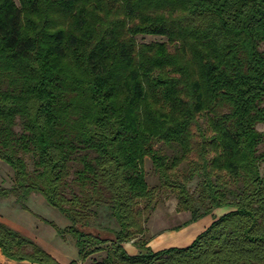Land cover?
I'll list each match as a JSON object with an SVG mask.
<instances>
[{
  "label": "trees",
  "instance_id": "1",
  "mask_svg": "<svg viewBox=\"0 0 264 264\" xmlns=\"http://www.w3.org/2000/svg\"><path fill=\"white\" fill-rule=\"evenodd\" d=\"M147 157L190 221L211 217L186 245L140 237ZM0 160V196L69 220L68 264H264V0H0ZM0 249L61 264L3 222Z\"/></svg>",
  "mask_w": 264,
  "mask_h": 264
},
{
  "label": "rangeland",
  "instance_id": "2",
  "mask_svg": "<svg viewBox=\"0 0 264 264\" xmlns=\"http://www.w3.org/2000/svg\"><path fill=\"white\" fill-rule=\"evenodd\" d=\"M152 41L167 42V38L161 35L151 34L137 36V42L139 43ZM170 48L172 49V47ZM259 127L262 128L263 126L260 125ZM27 158L31 167V160L29 157ZM145 170L149 185L157 186L158 190L156 193L155 208L145 224V232L140 236L141 239L146 241L152 248L154 247L153 249H156L157 243L161 246L167 245L170 243L167 241L169 237L178 236L182 232L186 235L188 234L187 232L191 235L195 232L199 233L211 217L205 216L197 221H190V212L179 209L176 194L172 190L160 186V179L149 157L145 160ZM261 171L264 174V162L261 164ZM197 181V179H194L189 184L195 196L197 195ZM12 183L13 170L9 165L0 160V186L9 187ZM26 203L28 209L20 207L12 195L8 197L0 196V222L20 231L53 255L61 264H68L72 259H76L78 257V251L71 236L65 234L61 237L56 231L57 227H65L68 225L69 220L37 193L32 194ZM226 210H228V207L217 208L215 209V213L221 214ZM96 220L103 224H110L116 227L115 222L108 215L106 206L99 209ZM189 240L190 238L185 239V244ZM182 244L185 245L183 242ZM126 247L130 252L137 251L133 240L129 241ZM92 257L99 258L100 254H95ZM4 259L7 261V258ZM89 262H91V258H88L84 263L80 264H88Z\"/></svg>",
  "mask_w": 264,
  "mask_h": 264
},
{
  "label": "crops",
  "instance_id": "3",
  "mask_svg": "<svg viewBox=\"0 0 264 264\" xmlns=\"http://www.w3.org/2000/svg\"><path fill=\"white\" fill-rule=\"evenodd\" d=\"M197 221V220H196ZM185 230V229H184ZM188 234L186 235L185 233H180L178 236H174V237H169L167 239V241H169L170 243H168L167 245H159V243L156 244V249L154 250H158V249H161V248H165V247H168V246H173V245H176V246H183L182 242L185 244L186 241L185 239L187 238H190L189 241H187V244L190 243L194 237L197 235L196 233L198 232H195L193 235H191L189 232H187ZM186 245V244H185ZM154 248V247H153ZM4 258H7L6 256L3 255V253L1 252V249H0V263L4 264V263H7V264H24V262L28 263V264H40V263H33V262H29L27 260H23V261H15V260H11L9 258H7V261L4 259ZM25 263V264H26Z\"/></svg>",
  "mask_w": 264,
  "mask_h": 264
}]
</instances>
